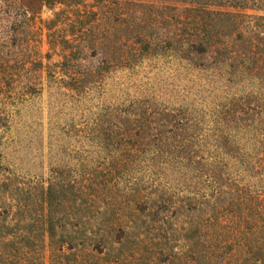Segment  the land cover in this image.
<instances>
[{
    "label": "rangeland",
    "instance_id": "374dc122",
    "mask_svg": "<svg viewBox=\"0 0 264 264\" xmlns=\"http://www.w3.org/2000/svg\"><path fill=\"white\" fill-rule=\"evenodd\" d=\"M137 3L0 0V214L38 228L30 264H51L50 184L67 229L132 227L118 264H264V21L188 60Z\"/></svg>",
    "mask_w": 264,
    "mask_h": 264
},
{
    "label": "trees",
    "instance_id": "16d2710c",
    "mask_svg": "<svg viewBox=\"0 0 264 264\" xmlns=\"http://www.w3.org/2000/svg\"><path fill=\"white\" fill-rule=\"evenodd\" d=\"M121 1L133 3V0ZM138 2L140 7H147L150 15L140 12L136 22L139 24L143 21L151 22L152 26L150 24L149 29L151 34L156 28H168L169 25L175 24L177 32L167 38H178L185 56L189 57L188 60L206 59L207 62L214 56L222 55L225 51L222 40L216 41L211 38H233L235 33L237 38H244L240 28L248 29L253 21H264V16L247 13L249 10H264V0H138ZM171 12L173 14L169 17L167 14ZM117 15L115 22L125 20L124 10H118ZM137 38L154 37H149L148 32L145 36L138 31ZM254 38H260V35L256 33ZM149 42L151 40L147 41V44ZM60 194L64 192L52 184L49 185L44 215L51 248V264H99L101 261L118 264L125 260L124 250H137L133 234L130 232L132 227L127 222L122 221L119 224L115 235V216L110 219L84 217L82 222H68L67 229L58 214V209L63 204V199H59ZM7 215V212L0 214L3 222L0 225V239H3L0 240V244L16 248L10 252L1 251L0 264H30V256L35 252L33 247L37 245L39 237L36 234L38 228L31 223L22 225V220L17 216L13 217L12 223H7ZM137 241L141 242L139 239ZM131 256L134 257L135 254ZM200 256L201 254H197V258L191 260L179 258L178 264H196ZM89 259L91 261L88 262Z\"/></svg>",
    "mask_w": 264,
    "mask_h": 264
}]
</instances>
